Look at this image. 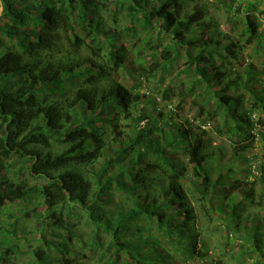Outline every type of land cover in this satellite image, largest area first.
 <instances>
[{
  "label": "trees",
  "instance_id": "obj_1",
  "mask_svg": "<svg viewBox=\"0 0 264 264\" xmlns=\"http://www.w3.org/2000/svg\"><path fill=\"white\" fill-rule=\"evenodd\" d=\"M217 1L228 24L241 23L236 37L213 31L203 0H0V213L34 200L50 216L56 207L82 213L94 242L110 237L113 264H175V255L197 264L187 258L206 256L193 229L200 215L225 214L235 220L229 236L239 234L243 202L252 205L255 185L264 187V166L247 157V189L223 176L213 181L205 162L216 153L207 151L203 126L217 120L218 135L240 153L258 143L264 150V80L257 93L254 67L237 69L238 54L264 36V0ZM165 75L156 104L150 85ZM154 102L156 115L146 116L143 104ZM187 109L199 126L182 122ZM12 158L20 174L41 181L9 179L4 163ZM258 199L264 203V192ZM56 221L66 243L47 247L64 257L60 264H75L66 246L73 225ZM246 233L244 255L264 260V233L255 224ZM9 250L0 245V264H14ZM35 257L45 263L42 252Z\"/></svg>",
  "mask_w": 264,
  "mask_h": 264
},
{
  "label": "rangeland",
  "instance_id": "obj_2",
  "mask_svg": "<svg viewBox=\"0 0 264 264\" xmlns=\"http://www.w3.org/2000/svg\"><path fill=\"white\" fill-rule=\"evenodd\" d=\"M210 10V19L214 23V32H218L222 35H228L236 37L237 29L241 26L238 23L235 27L228 24L225 19L224 9L217 0H203ZM254 1V0H252ZM257 1V0H255ZM242 0H237V3ZM186 9H190L191 6L185 5ZM3 12L2 5L0 3V18ZM1 23V22H0ZM261 33L264 35V24L261 27ZM262 40L256 42L250 47H247L243 52L239 53L242 66L237 67L238 70L244 71L246 65L250 64L254 67V75L250 80L251 87L257 92L261 93L259 82L264 80L263 66H264V36ZM7 44L10 43L7 41ZM184 63V60H180L174 65V70L179 71ZM173 76V75H172ZM121 82H125L127 85H131L132 81L128 76L118 75ZM169 76H164L162 80L156 79L153 85H150L152 91H149L150 97L155 99L156 90L159 89L162 92L168 85L170 79ZM162 86L158 87V84ZM245 95L244 106L248 108L251 101H246L247 92L242 89ZM156 104L160 103L159 99H155ZM155 102L152 105L143 104V109L146 116L156 115L152 112ZM160 109L168 111L174 105L165 107L164 104H160ZM260 114L262 110L258 111ZM182 122L187 126L191 127L199 126L198 120L194 117L195 111L191 110L183 112ZM146 121H143L141 125H145ZM217 120L210 121L209 126H203L204 130L208 133L207 151L215 152L213 158L205 162L206 172L215 181L219 176H223L228 182L235 180L239 185V189H247L245 186L247 178V157L250 155H258L260 167L264 166V150L260 143L255 148H252L246 153H240L239 147L235 145L229 139L227 134L219 136L217 131ZM247 129V128H246ZM257 133V132H256ZM15 159L4 163L6 170L3 172L4 175L8 176L16 182L20 181L28 186H34L41 180L32 179L24 171L20 174V165L14 163ZM97 167V165H94ZM255 195L257 198L253 199V204L250 205L248 202H243V211H241L239 234L231 232L232 235L228 234V223L235 220H226L227 215L225 214H214V219L210 220L208 217L200 215L197 222L194 223L193 229L199 232L200 236L198 239V248H201L206 256L201 260H196L195 257L189 255L187 258L189 262L197 264H264V260L256 254L252 256L244 255L245 250L249 247V243L246 245L241 240L242 237H246L247 230H249L255 224L259 227V230L264 233V203L257 205L259 202L258 195L264 192V187H260L258 184L254 188ZM238 193L239 190H234ZM113 196L120 199L121 196L117 191L113 192ZM239 201L243 200V195H237ZM192 201V200H191ZM193 202V201H192ZM263 202V201H262ZM38 200H34L32 203H19L9 208H6L4 212L0 213V245L10 248L8 254L10 260L14 264H37L35 252H42L45 257V263L43 264H60L64 259L59 253L53 248V244L59 242L66 243L64 231L60 228L56 218L59 217L61 221L65 222L64 225H73L72 232L75 234L66 245L69 249V259L75 264H113L112 248L110 246V237L104 235L98 242H94L93 224L89 222L88 218L79 213L77 217H69L66 214H61L59 207L54 209L52 216L47 215L48 211L42 206H37ZM215 205L218 201L214 202ZM110 207V206H109ZM51 213V212H50ZM53 216H56L53 217ZM101 233H99L100 236ZM47 243H53L52 248L47 247ZM50 246V247H51ZM179 257L174 256L175 264H179Z\"/></svg>",
  "mask_w": 264,
  "mask_h": 264
},
{
  "label": "built area",
  "instance_id": "obj_3",
  "mask_svg": "<svg viewBox=\"0 0 264 264\" xmlns=\"http://www.w3.org/2000/svg\"><path fill=\"white\" fill-rule=\"evenodd\" d=\"M254 131H256V130H254ZM253 168L255 169V167L253 166ZM252 168V172L254 173V174H256V172L254 171V169Z\"/></svg>",
  "mask_w": 264,
  "mask_h": 264
}]
</instances>
